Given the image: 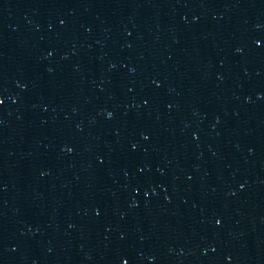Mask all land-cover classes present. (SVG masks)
<instances>
[{
  "label": "water",
  "instance_id": "obj_1",
  "mask_svg": "<svg viewBox=\"0 0 264 264\" xmlns=\"http://www.w3.org/2000/svg\"><path fill=\"white\" fill-rule=\"evenodd\" d=\"M0 98V264H264V0H0Z\"/></svg>",
  "mask_w": 264,
  "mask_h": 264
},
{
  "label": "snow or ice",
  "instance_id": "obj_2",
  "mask_svg": "<svg viewBox=\"0 0 264 264\" xmlns=\"http://www.w3.org/2000/svg\"><path fill=\"white\" fill-rule=\"evenodd\" d=\"M63 23V22H62ZM259 43V42H258ZM4 103V101H3V99L2 98H0V105H2ZM108 115L111 117L112 116V113L110 112V113H108ZM145 139H148V137L147 136H145L144 137ZM69 151H71V149H69ZM216 223L217 224H220L221 223V221L220 220H216ZM125 264H128V262L127 261H125Z\"/></svg>",
  "mask_w": 264,
  "mask_h": 264
}]
</instances>
